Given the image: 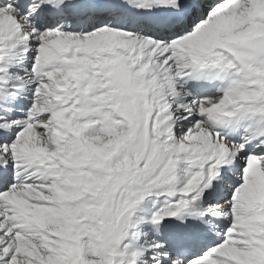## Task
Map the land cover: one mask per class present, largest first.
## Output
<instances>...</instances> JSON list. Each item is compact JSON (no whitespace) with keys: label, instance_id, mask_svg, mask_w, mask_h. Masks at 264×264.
<instances>
[{"label":"bare ground","instance_id":"1","mask_svg":"<svg viewBox=\"0 0 264 264\" xmlns=\"http://www.w3.org/2000/svg\"><path fill=\"white\" fill-rule=\"evenodd\" d=\"M60 1L63 3L60 10L65 13L67 3L81 0ZM87 1L107 3L114 9L117 0ZM124 1L134 6L142 0ZM155 1L157 5L141 12L152 13L155 8L164 12L184 11L187 8L184 7L183 0ZM197 2L201 11L191 10L183 31L176 28L172 32L160 34L149 27L151 23L117 29L116 26L121 21L132 20L127 14L118 16L116 12L104 15L88 13L82 17L63 15L56 21L46 18L42 26L47 28L43 30L35 19L34 11L37 7L31 10L30 15H24L14 0H0L2 50L4 48L6 53L9 52V59L11 56L16 58V52L27 54L24 66L21 63L13 64L14 60L5 66L15 74L20 71L24 73L20 82H15L10 76L5 79V73L0 77L8 84L6 92L0 96V180L7 179L0 186V264H7L9 255L15 250L12 236L25 227L28 228L25 222H31L39 232L48 223L45 218L39 217L36 220L28 217L29 220L26 221L23 219L25 215L18 216L22 211H15L20 206L28 207L29 212H32L31 208H35V203L49 204L52 200L50 194L53 188L48 184L49 170L42 167L46 164V159L40 156V161H45V164L37 165L39 156L35 160L36 164L27 163L26 157L19 154L20 137L15 133L22 128L29 133L35 130L32 140L46 146L45 149L53 141V120L59 117V113L54 112L57 107L55 101L52 108L49 106L48 109L43 105L37 110L36 106L35 113L28 110L36 100L35 94H38H34L33 89L38 84L37 80L29 70L35 62V57L30 52L38 49L46 54L57 50L68 52L70 49L96 56L99 53L102 57L104 54H112L118 58L114 63L126 61L128 64L129 61L119 56L118 52H136V66L140 67V62L143 61L142 73H150V78L158 77L156 84L154 83L157 88L154 96L162 111L160 117L164 132L170 139L171 147L175 149L171 155L169 152L163 155L158 147H149L151 158H157L156 162L150 160L152 178L140 179L135 186L118 191L119 195L116 194L109 209L110 215L112 214L110 220L104 224L107 225L106 228L102 226L104 219L101 225L87 222L88 227L98 226L102 230L105 248L113 240L119 239L117 245L110 247V257L104 255L107 264H258V259L264 257V245L262 241L259 242L262 237H256L255 241L260 244V250L256 254L253 252L256 244L251 242L253 236H248L245 232L247 229L243 226L244 218L247 217L245 215H248L245 213L246 209L249 212L256 199L264 197V139L256 142L259 135H264V57L253 58L250 48L252 32L253 35L257 33L264 37V0ZM67 23L83 25L78 31L70 33L64 30ZM200 57H205L210 72L228 68V73H224L234 75L233 81L205 94L191 89L193 63ZM212 58L213 62L210 61ZM46 91L45 89L43 92ZM22 98H25V103L21 102ZM91 104L92 102L89 105ZM231 105H235L234 108ZM224 113L230 114L232 118L237 116L242 123L240 133L234 141L229 139L228 134L222 133L216 124V121L224 120ZM57 125L58 123L55 126ZM86 135L90 143L77 148L78 152L87 155L89 163L95 161V149L106 151L120 145L117 140L110 141L113 135L108 129L96 128L86 131L82 136ZM83 137L80 138L84 139ZM54 144L56 146L53 142V147ZM141 148L138 141L130 150L137 153L141 152ZM252 149L253 152H250ZM99 164L102 166V163ZM24 189L27 191H23ZM258 189L261 190L260 193ZM55 193L57 195L56 200L53 199L52 209L56 214L77 216L79 211L76 206L63 201L60 190ZM259 196L262 197L257 198ZM262 203L260 207L264 210V202ZM96 207L90 212L91 216L103 211L100 203ZM186 209L192 210V217L182 216ZM168 223L180 225L184 230L187 228L182 224L186 223L193 227L197 224L205 225L211 234L217 230L219 235L213 234L212 242L205 243V250L194 251L191 255L178 254L168 250V244L160 240L159 233ZM62 232L61 228L56 230L57 238H64ZM196 232L197 230H193V233ZM66 244L75 262L83 259V255L78 254L73 244ZM87 254L85 258H89ZM26 258L25 262L29 264L30 261H36L38 255L27 254ZM99 261L92 262L98 264Z\"/></svg>","mask_w":264,"mask_h":264},{"label":"rangeland","instance_id":"2","mask_svg":"<svg viewBox=\"0 0 264 264\" xmlns=\"http://www.w3.org/2000/svg\"><path fill=\"white\" fill-rule=\"evenodd\" d=\"M258 37H260V35L257 33H254V35L253 32L251 33L250 48L253 58H261L254 52V42ZM2 47L3 46L0 45V59L2 60H0V77L5 73L3 75L4 78L5 75H8V79L13 77L15 82H20V77L22 79L24 73L20 71L15 74L8 71L5 66L10 63L9 61L11 60L15 61V63H13L15 65L21 63L24 66V59L27 54L25 55V53L16 52L15 54L18 53L16 58H12L11 56L9 59V52L6 53L4 48L3 52ZM100 48H102V46H100ZM39 52H42V50L38 49L36 52L33 50L30 52L33 55L32 57H35V62L32 67L29 68L31 73L33 71L32 68H37L41 64L45 65L47 62L50 63L51 61L56 64L58 58H60V55L63 53H73L72 55L74 57L66 61L67 65L61 64L62 67L60 70H56L54 73L51 72L53 74L49 73L42 75L41 78L37 80L38 84H36L33 89H35L34 94H38H35L36 100L30 104L28 110L31 109L32 112L35 113V111L43 105L48 109L49 106L51 108L54 107L55 103L52 100L53 96L60 91V88H58L57 85L59 82L65 80H67V86L64 88V102L71 106L67 109V112L65 110L60 112L58 115L59 117L55 118L57 120H53V124L56 125L58 123V125L55 126L52 124L54 126L51 125L52 128L58 129L51 130L53 141L51 140L49 145L50 148L47 147L45 149L46 146L32 140L34 135L33 132H35V130L31 132L33 134L23 128L18 129L15 132L16 134H19L18 138L20 137V144L18 146L19 154H23L26 157V159H24L27 163L36 164L35 162L38 160V156L39 160L41 157L46 159V164L42 167L49 170L47 173L48 176H50L48 177V184L51 185L53 190L50 194L52 197V200H50L51 203H35L33 205L35 208H31L32 212H29L30 209L28 207H22V205L21 207L24 212L20 206V209L18 208L19 210H15L16 213L22 211V214L20 213L18 216L21 217L22 215H25L26 217L24 216L23 219H26V221L29 219L36 220L39 217L45 218L48 223L46 225L47 227L45 226V229L39 232L36 231V228L31 222H25V226H28V228L25 227L22 231L20 230L21 232L19 231L12 236L14 239L13 241H15V250L9 255L6 262L7 264H28L25 262L28 258H26V255L33 253V255H38V258H36V261H30L29 264H94L92 262L94 260H101L98 264H107L105 261L107 258H105L104 255L106 254L110 257V247L112 245H117L119 239L113 240L110 246L105 248V242H103L104 238L101 232L102 230L100 228L98 229V226L93 228L88 227L87 222L89 221L96 225H101V221L104 219L102 226L103 228H106L107 225L104 224L105 221L110 220L112 214L110 215L109 209H111L116 194L119 195L118 191L121 190V188L131 185L135 186L139 183L140 179L146 180L149 177L152 178L153 173L150 171V160L156 162L157 158H151L148 152L149 147H158L163 155L167 152L171 155L175 149L171 147L170 139L164 132L163 123L160 117L162 116V111L159 107V101L154 96L157 91L155 84L158 77L150 78V73H147L148 75L142 73L143 69H141V66H143V61L140 62V67L138 64L137 67V60L134 58H132L133 60L127 58V55L123 52L118 53L122 55V57L124 56V58L129 61V64L126 61L114 63L118 58L115 55L112 56V54H105L108 55V58L111 60L107 59L104 66H102V61L98 59L102 57L99 53L96 56V54L93 55L92 53L91 55L88 52H80L75 49H70L68 52L67 50H64L63 52L57 50L48 54L44 52H42L44 54H39ZM133 53L131 54V57H133ZM83 54L87 57H93L98 60L96 64L101 66L99 70L105 77H107L105 83H101V87H98L100 85L90 80L88 66V64L90 65V62L83 58ZM20 58L22 59L20 60ZM79 65H81V67L77 68L76 66ZM51 67L54 66L52 65ZM34 77L37 79L38 75L34 74ZM45 89L48 91H46L47 94L46 92H43ZM98 89L99 91L97 92ZM78 96L89 97L92 104L86 106L85 109L80 108ZM33 104L34 106L32 107ZM94 115H98L101 121L98 123L79 122L81 117ZM96 128L108 129L111 132V136L113 135L112 138H110V141L114 142L117 140V144L120 145L111 147L106 151L95 149L93 151L95 161L89 163L87 155L78 152V148L90 143V139L86 138L87 135L84 136L85 138L82 135H85L86 131L88 132ZM77 131L79 132V135ZM75 132L77 133L75 134ZM27 134L32 137L30 138ZM55 136H58V138L55 139ZM75 136L79 139L78 141ZM80 137H83L84 139H81ZM21 138L23 140H21ZM138 141L142 146L141 152H132L130 150L131 147H133ZM53 142L56 143V146L54 144L55 147H53ZM43 151L45 152V155ZM248 156H250V154H248ZM37 163V165L41 164L39 162ZM99 163H102V166ZM151 183L152 181L150 180V184ZM59 190L61 192V195H59L60 197L62 196L61 199L63 201L76 206L77 211H79L77 216L69 217L66 214L60 216L52 209V202L56 200L55 197L57 195L55 191L58 192ZM23 191H27V189H24ZM260 192L261 190L258 189V193ZM261 197L262 196H259L257 198ZM263 198L264 197H262V199ZM262 199H256L254 203V205H256V210L258 211H253L254 209H252V207L249 212H247L248 210L246 209L245 213L248 215H245L247 216V219L244 218L243 222L245 230L247 229L245 231L247 235L253 236L251 242H255L254 244H256L254 245L256 250L253 251L256 254L259 252L258 250H260L258 248V245H260L259 242L262 241V245H264V210L260 207L263 204L262 201L264 202ZM98 203L103 206V211H98L94 216H91L92 214L90 212L97 208L96 206ZM30 206L33 207L32 205ZM24 208H28L29 210H25ZM250 213L254 215H251ZM248 219H250L251 222H248L250 221ZM30 224L34 228H32ZM60 228L63 229L62 233L64 238H57L55 235L56 230ZM216 231L212 233L219 235ZM257 236L262 237L259 242L255 241ZM66 242L73 244V246L77 248L78 254L83 255V259L78 258V262H75L72 259V254L69 252ZM205 249L206 248H204V250ZM39 253H42L41 256H39ZM86 253H88L87 256L89 258H85ZM245 261L249 262V260ZM258 264H264V257L258 259Z\"/></svg>","mask_w":264,"mask_h":264},{"label":"water","instance_id":"3","mask_svg":"<svg viewBox=\"0 0 264 264\" xmlns=\"http://www.w3.org/2000/svg\"><path fill=\"white\" fill-rule=\"evenodd\" d=\"M256 52L259 54V55H264V39L263 38H259L257 41H256ZM83 104L84 103H88V100H84V102H82Z\"/></svg>","mask_w":264,"mask_h":264}]
</instances>
